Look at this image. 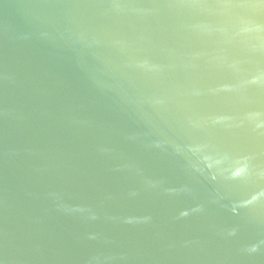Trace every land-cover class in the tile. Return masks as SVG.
<instances>
[{
	"label": "water",
	"instance_id": "water-1",
	"mask_svg": "<svg viewBox=\"0 0 264 264\" xmlns=\"http://www.w3.org/2000/svg\"><path fill=\"white\" fill-rule=\"evenodd\" d=\"M0 264H264V0H0Z\"/></svg>",
	"mask_w": 264,
	"mask_h": 264
}]
</instances>
